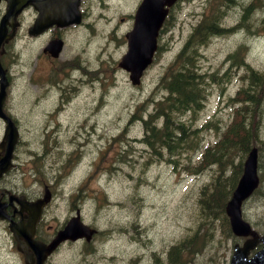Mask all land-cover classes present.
<instances>
[{
  "label": "rangeland",
  "instance_id": "obj_1",
  "mask_svg": "<svg viewBox=\"0 0 264 264\" xmlns=\"http://www.w3.org/2000/svg\"><path fill=\"white\" fill-rule=\"evenodd\" d=\"M139 1L87 0V7H82L89 27L68 32L64 50L74 56L82 54L86 64L81 68L93 72L89 78L81 70L76 78L64 76L51 82L45 77L30 82L31 71L38 77L46 62L25 55L21 33L13 45L18 56L6 60L12 67L14 85L5 102V111L21 128L20 142L14 166L0 185L35 195L47 186L52 199L46 209L56 217L54 223L78 208L81 217L100 233L92 256L84 258L91 264H168L170 247L194 231H207L203 244L195 253H183L179 264H229L233 244L227 240L222 219L201 218L198 206L200 189L216 176L217 166L208 164L195 172L194 165L200 149L209 145L212 150L225 126L233 121L235 107L229 99L245 86L244 66H236L229 55L240 48L244 62L264 69V0L229 3L225 14L217 16L227 31L198 46L194 65L202 72L218 74L219 82L205 87L206 99L198 113L176 116L191 120L200 147L195 154L181 150L186 152L170 156L176 167L169 164L168 156L156 155L141 143L143 121L155 110V101L168 94L160 84L168 64L199 20L215 3L221 8L223 0L181 3L174 11V27L158 38L161 50L155 62L141 84L132 86L117 63L126 51L125 34L132 27ZM245 8L249 10L244 12ZM260 93V115L252 112V118H245L251 120V135L257 137L254 143L262 149L260 191L242 208L244 219L259 233L264 230V91ZM206 124L209 129H198ZM2 134L0 123V138ZM238 160L234 156L232 162ZM225 172L231 173V165ZM136 223L139 227L134 228ZM81 254L65 248L53 260L75 261ZM8 257L7 231L0 223V263L7 264Z\"/></svg>",
  "mask_w": 264,
  "mask_h": 264
},
{
  "label": "trees",
  "instance_id": "obj_2",
  "mask_svg": "<svg viewBox=\"0 0 264 264\" xmlns=\"http://www.w3.org/2000/svg\"><path fill=\"white\" fill-rule=\"evenodd\" d=\"M234 1L237 0H223L221 8H219L220 6L216 7V3L214 4L211 11L193 29L191 37L162 76V87L168 94L156 103L155 110L149 113L148 118L143 121L145 135L142 140L148 148L154 150L156 155L162 153H167L168 156L179 155L181 150H194L195 146L193 145L197 142L198 137L197 129L190 127L191 120H180L176 116L186 112L195 114L201 109L205 99V87L209 82H219L218 74L202 72L198 65H194V62L199 57L198 46L200 44H205L209 37L227 31V26L222 24L217 16L225 14L230 7L229 3ZM248 10L249 8H245L244 12ZM189 49L191 52L187 54ZM240 53L241 49L239 48L229 55L231 60H235L236 66L242 65L246 70V74L244 73L245 75L242 76L245 86L238 89L229 99V102L235 107L233 121L216 143L215 151L206 150L204 159L200 162L201 166L205 163H214L217 166V174L200 192L199 214L203 219L221 215L225 224L224 203L241 174L243 158L252 145H256L260 151L262 150L254 143L257 140L256 134L251 135L249 124L251 120L247 121L245 118H252V112L256 115L260 92L264 91V69L259 71L251 67L247 62H244ZM257 115L259 116L260 113L257 112ZM234 156L239 157L236 164L232 162ZM228 165H231V173L227 175L225 169ZM199 168V166L194 167L195 170ZM192 243L195 244V241ZM180 246L172 248L170 260H178L180 249H182ZM190 246L192 247V245ZM186 247L185 250H188L189 244Z\"/></svg>",
  "mask_w": 264,
  "mask_h": 264
},
{
  "label": "water",
  "instance_id": "obj_3",
  "mask_svg": "<svg viewBox=\"0 0 264 264\" xmlns=\"http://www.w3.org/2000/svg\"><path fill=\"white\" fill-rule=\"evenodd\" d=\"M56 1V5L59 8L54 7L47 12L39 9L40 17L33 27V32L39 31L41 28H45L53 23L67 24L69 22H78L79 16L76 10L78 0H71L75 2L72 8L67 6L68 0ZM172 1L173 0H143L136 11L133 31L127 34L128 51L119 63V66L130 72V80L133 84L139 83L142 71L151 62L153 52L156 49V32L165 16L166 10L163 7L164 5H170ZM28 2H31V0H7L8 5L6 14L3 16L0 23V44L4 39L5 24L12 22L14 17ZM65 18H68L70 21L65 22ZM42 20L45 23L40 25ZM6 86L7 80L5 77V71L0 64V116L7 122L5 129V141L3 142V145L5 144L6 146V153L0 159V175L10 164L11 151L17 137L15 127L2 112ZM258 182L257 149L252 148L243 162L242 174L231 194L229 201L226 203L225 212L229 217L231 230L234 234L239 236H246L250 234L253 238L246 240L242 247L237 245L234 247L230 264H264V246L251 258H247V254L254 246L257 238L255 232L251 230L250 225L245 222L241 216L242 201L251 195L254 189L258 186ZM47 198L48 195H46L44 200L39 201L37 204L41 206L45 201H47ZM0 217H5L1 205ZM67 231L71 234V238L73 239L80 237L83 234V230L79 227L77 222H75V225H71L70 223L65 229L66 233ZM65 235L59 233V237H63ZM261 241L264 243V236L261 238Z\"/></svg>",
  "mask_w": 264,
  "mask_h": 264
},
{
  "label": "flooded vegetation",
  "instance_id": "obj_4",
  "mask_svg": "<svg viewBox=\"0 0 264 264\" xmlns=\"http://www.w3.org/2000/svg\"><path fill=\"white\" fill-rule=\"evenodd\" d=\"M87 0H79V11L81 14V22L82 25H72L69 27H58L53 25L47 28L44 32L37 36H27V40L29 42H34L37 39H41L39 54L43 57V59L47 62L48 68L44 73V77L49 79V81H55L56 78H63L64 74L66 78H76V74L79 73L81 70H86V74H88L87 78L92 75L91 68H81L85 63V59L82 57V54L79 56H74L72 54H68L64 49L67 47L68 40H67V33L71 31L72 28L77 29L80 27L88 28L89 24L85 22V15L86 12L82 11V7L86 6ZM89 1V0H88ZM30 3H34L37 7L39 6L41 9L46 8L48 5L55 6L57 1L56 0H31ZM73 1L68 0L67 6H72ZM6 6V2L4 0L0 1V15L4 12ZM29 18L28 29L35 21L37 17V11L35 8L28 4L25 9L18 15V22H17V33L20 32L22 25L24 23V16ZM78 26V27H77ZM7 32H10V28L7 29ZM190 38V34L189 37ZM53 39H61L63 41V49L59 55V58H52L51 54L48 50V46L51 40ZM10 42L5 45V48ZM92 79V78H91ZM91 81V80H90ZM86 81V83L90 82ZM4 179L2 177L0 181ZM14 195V197L18 198L20 201L24 202H34L36 199H39L41 195H35V192L29 193L22 189H12L6 186L0 185V201L4 203V207L6 209V216L8 218L0 220L1 224L3 225L4 229L7 231L8 237V245H9V260L7 264H39L41 261V254L44 248L49 245L54 238L56 237L57 233L62 230L65 225L69 222V220L76 216V211L78 208H75L74 213H70L73 211H69L66 216L61 220L57 221L56 223L52 222L56 219L55 216L47 214V209H43L42 213L38 216V218L33 223V230L29 234L28 230L25 231L24 229L20 228L21 224H24L28 221L30 217L33 216L31 212L28 211V207L18 203L15 199H12L10 202L9 197ZM81 220L84 224H87L89 227L94 230L93 236L91 238L86 239L82 237L77 240L65 239L57 242L53 247L52 251L49 253H43L44 259L41 264H91L89 261H86L84 258L85 256H92V253L95 250L94 243L96 240L97 229L87 223L84 218L81 217ZM136 227L135 225L133 226ZM138 230L135 229V232ZM67 248L68 250L74 252H83L84 254L79 255L78 258L74 261V258L69 260H53L60 252ZM169 260V254H168ZM169 263V262H168ZM1 264V263H0Z\"/></svg>",
  "mask_w": 264,
  "mask_h": 264
},
{
  "label": "bare ground",
  "instance_id": "obj_5",
  "mask_svg": "<svg viewBox=\"0 0 264 264\" xmlns=\"http://www.w3.org/2000/svg\"><path fill=\"white\" fill-rule=\"evenodd\" d=\"M244 70H245V69H244ZM245 71H246V70H245ZM244 73H245V72H244ZM245 74H246V73H245ZM245 74H243V75H245ZM243 75H242V76H243ZM45 122H46V121H45Z\"/></svg>",
  "mask_w": 264,
  "mask_h": 264
}]
</instances>
